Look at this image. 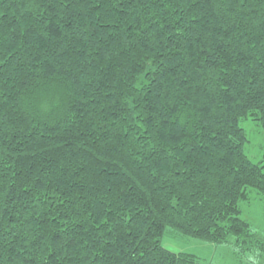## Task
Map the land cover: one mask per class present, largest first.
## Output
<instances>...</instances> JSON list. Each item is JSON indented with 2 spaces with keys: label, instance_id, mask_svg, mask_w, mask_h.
Wrapping results in <instances>:
<instances>
[{
  "label": "trees",
  "instance_id": "16d2710c",
  "mask_svg": "<svg viewBox=\"0 0 264 264\" xmlns=\"http://www.w3.org/2000/svg\"><path fill=\"white\" fill-rule=\"evenodd\" d=\"M264 0H0V264H264Z\"/></svg>",
  "mask_w": 264,
  "mask_h": 264
},
{
  "label": "rangeland",
  "instance_id": "374dc122",
  "mask_svg": "<svg viewBox=\"0 0 264 264\" xmlns=\"http://www.w3.org/2000/svg\"><path fill=\"white\" fill-rule=\"evenodd\" d=\"M241 126L248 137L246 155L254 163L264 165V126L252 119L243 120ZM240 208V217L249 222L255 231L264 234V195L251 189L250 200L243 202ZM163 245L172 252L194 253L206 264H251L240 262L226 246L183 238L171 230H167L164 235Z\"/></svg>",
  "mask_w": 264,
  "mask_h": 264
}]
</instances>
